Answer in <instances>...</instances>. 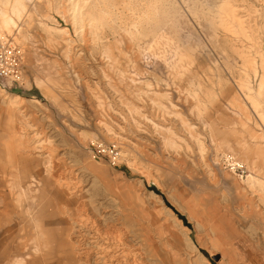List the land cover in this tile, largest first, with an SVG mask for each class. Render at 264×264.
Segmentation results:
<instances>
[{"label":"rangeland","instance_id":"1","mask_svg":"<svg viewBox=\"0 0 264 264\" xmlns=\"http://www.w3.org/2000/svg\"><path fill=\"white\" fill-rule=\"evenodd\" d=\"M22 1L4 33L24 77L0 87V264H153L131 236L128 260L104 234L132 197L174 238H155L161 264H264V188L246 184L251 167L264 178V115L248 96L264 0H229L246 34L226 0H76L94 26L73 20L75 0ZM35 52L53 64L42 87Z\"/></svg>","mask_w":264,"mask_h":264},{"label":"bare ground","instance_id":"2","mask_svg":"<svg viewBox=\"0 0 264 264\" xmlns=\"http://www.w3.org/2000/svg\"><path fill=\"white\" fill-rule=\"evenodd\" d=\"M159 1L163 3V0H159ZM230 3L231 2L229 0H226V2H225V6H226L225 7V14H226V16H228L230 23H236L237 24L236 27L238 28L239 32H242V33L244 32V34H246L245 29L243 27L242 20L240 19L239 15L236 13L234 6L231 5ZM84 4L87 5L86 2H84ZM86 5H80L79 3H77L76 0L74 1L73 20L75 22L78 23L85 18L84 16H85V14H87V12L84 13L85 9H83V7H85ZM24 10H26V5L22 0H15L13 2V4H10L9 0H0V25H1V29H2V30H0V40L5 37V35H4V33H6L5 31L6 30L9 31V29L11 27H15V29L20 28L19 25L17 24V21H20L22 19V13ZM101 12L104 13L103 11H101ZM86 18H88L90 20V22H91L90 25L94 26L93 23L95 21H97L99 16H97L94 13H91L90 15L87 14ZM96 30H97V28H96ZM60 31L63 32L64 30H60ZM31 40H32V37H31ZM54 40L55 39H53V38L49 39V41H51L52 43L55 42ZM40 54H38V52H35L34 57H35V60L37 63L36 68H37L38 74H39V76L36 79V83L39 87H42L45 84L49 83V81L51 80L50 69L53 68V64L47 58L43 57ZM262 66L264 68V62H262ZM256 77L259 78V82L257 84L258 89L254 90L251 87H249L248 88V96L253 95L254 102H252V104L255 106V109L258 112V114L264 115V71H263L261 76H260V73H258V75H256ZM250 99H251V97H250ZM18 100H21L20 95L17 93L13 94L11 99H8V101L6 102L7 109L10 111H15L16 109L17 110L21 109L20 108L21 106L19 105ZM35 100L37 102H39L37 99H35ZM251 101H253V100H251ZM248 119L249 118L247 117L246 120H248ZM262 126L264 127V125H262ZM106 127H107L108 131L112 130L110 127H108V126H106ZM255 136H256L255 138H257L259 140V143L264 145V128L261 130L260 133L255 134ZM250 151H251V149H250ZM28 162H30V161H28ZM250 170H251V174L248 175L247 180H246V184L248 186H257V185L261 186L262 185L261 187L264 188V178L261 177L259 174H257L252 167L250 168ZM36 176L37 175H32V179L35 183H37V181L40 180V179L38 180V176L37 177ZM49 176L50 177H48L46 179L47 182H49V186H53L56 189L58 187V189H59L58 185H63V183H61L60 181H59L60 184H55L57 182V179L54 177V175L49 174ZM29 183H31V185L33 184L32 182H29ZM10 184H11V182H10ZM39 190H40V188L29 191V193H31V197L33 199H36V195H34V194L37 193ZM55 191L57 193V190H55ZM238 192H239V190H238ZM27 194H28V191L23 189L20 193V196H22V195L26 196ZM132 198H129L128 200L123 201V205H121L118 208V217H117L115 223L112 224V226L108 227L106 230H104V234H106L108 236L109 235H114V236L117 235L118 239L115 242V245H117L116 246L117 249L115 248V251H118V252L120 251V253L123 255V257L125 259L129 260V257H131V256L133 257V255H130L131 254L130 252L134 251L133 247L129 246L126 243V241L124 240L125 236H131L133 241L138 243V246L135 250L141 252L140 254L143 255L144 259H147L150 263H153V264H161L165 261V259H163V257L160 255L158 250H156L155 238L162 239L166 243H168L169 246H172L169 243H172L174 245V243H173L174 240H172L173 237L171 238V237L167 236V234L165 233V230H164V225L161 224L153 216L147 214L146 212L148 211V209H146L144 207L146 209L145 210L143 208V206H141V204L139 203V201L137 199H132ZM76 202L78 204L77 209H79L80 212H84L86 205L84 203H80V202L78 203V201H76ZM75 223H78V222H75ZM226 224H227V222H226ZM84 226H85L84 224H81L79 227L84 228ZM170 239L173 242H171ZM173 254L178 255L175 248L173 249ZM261 261H262V259H261ZM248 262H249V260H248Z\"/></svg>","mask_w":264,"mask_h":264},{"label":"built area","instance_id":"3","mask_svg":"<svg viewBox=\"0 0 264 264\" xmlns=\"http://www.w3.org/2000/svg\"><path fill=\"white\" fill-rule=\"evenodd\" d=\"M23 52L12 37L0 40V87L20 84L23 74Z\"/></svg>","mask_w":264,"mask_h":264}]
</instances>
